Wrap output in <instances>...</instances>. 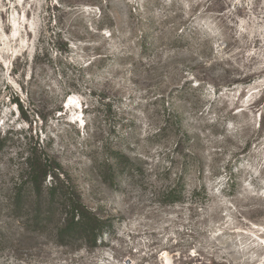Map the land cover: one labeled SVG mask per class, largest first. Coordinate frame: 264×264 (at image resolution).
<instances>
[{
    "label": "rangeland",
    "instance_id": "obj_1",
    "mask_svg": "<svg viewBox=\"0 0 264 264\" xmlns=\"http://www.w3.org/2000/svg\"><path fill=\"white\" fill-rule=\"evenodd\" d=\"M134 31H151L145 53ZM65 43L94 65L65 72ZM261 118L264 0H0V264H264ZM29 150L109 221L97 247L31 226L29 196L19 214L7 205ZM120 150L139 173L108 179ZM175 183L181 200L163 203Z\"/></svg>",
    "mask_w": 264,
    "mask_h": 264
},
{
    "label": "trees",
    "instance_id": "obj_2",
    "mask_svg": "<svg viewBox=\"0 0 264 264\" xmlns=\"http://www.w3.org/2000/svg\"><path fill=\"white\" fill-rule=\"evenodd\" d=\"M134 32L139 35L137 38L138 45L141 51L145 53L153 44L150 41L151 31ZM59 50L60 53L57 54V58L61 64L65 65V72H68V66L73 69L80 68L81 71H88L94 65L93 61L88 64H80L72 60L70 58L71 49L66 43L59 47ZM100 54L97 53V55ZM108 56L100 55L95 59L96 61H106ZM78 86L74 80L73 88L78 90ZM177 114L175 116L165 115L155 135L159 136L172 132V128L178 124L179 115ZM259 127L264 129L263 118H261ZM185 137H188L187 131H184V137H179L177 140V149L182 146ZM11 139L9 135L0 134V153L8 149ZM17 155L21 164L14 186L8 190L6 198L7 205L12 208V211L19 214L24 210L29 196L33 199L36 207L31 212L29 219L31 226L45 229L49 228L52 222V232L61 245H77L78 248H82V246L97 247L110 226L109 221L85 204L72 178L63 170L62 164L46 150L40 153L29 150L26 157L22 152ZM106 165L109 173L108 179H115L124 173L134 175L140 170L138 161L121 150L116 151ZM107 178L105 180H108ZM180 187L179 183H175L160 191L158 196L163 203H175L182 198ZM10 239V232L0 228V248L10 242Z\"/></svg>",
    "mask_w": 264,
    "mask_h": 264
}]
</instances>
